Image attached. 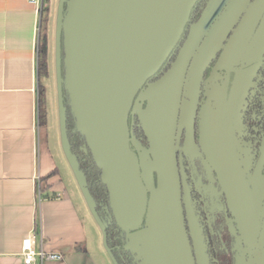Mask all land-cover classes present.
Returning a JSON list of instances; mask_svg holds the SVG:
<instances>
[{
	"label": "water",
	"instance_id": "1",
	"mask_svg": "<svg viewBox=\"0 0 264 264\" xmlns=\"http://www.w3.org/2000/svg\"><path fill=\"white\" fill-rule=\"evenodd\" d=\"M197 1L60 0L59 2L56 72L61 145L82 194L87 199L103 232L104 224L96 214L95 202L86 186L85 175L79 169L76 156L69 149L65 108L61 95L62 83H64L75 127L84 138L92 160L100 170V180L107 189L112 216L117 227L125 233V247L133 254H135L132 249L134 245L151 244L158 238L163 226L165 209L170 204L172 206V201L175 204L172 184H167V178L160 179L154 167H146L149 166V160L153 159V151L141 111L146 109L150 101L151 87L159 85L171 67L177 65L191 27L200 23L198 21L190 27L170 67L159 78L149 82L180 41ZM64 2L66 10L63 13ZM263 13L264 0H254L245 6L237 26L216 62L215 69H225L228 73L234 65L244 66V63L251 59L248 41L254 25ZM61 45L64 52L63 77L60 68ZM198 46L191 55L187 69L192 59L196 57ZM216 51L209 54L204 69ZM177 76L178 74L176 79ZM208 87L209 89L206 88L204 92L206 99L198 112L200 150L208 167L216 174V179L226 195L228 207L242 229L244 241L246 239L251 247H256L253 222L257 220L258 212L255 214L250 207L246 186L234 160L228 123L225 120V114L229 110L225 102L226 90L213 81ZM195 110L196 107L193 111L190 109L192 118ZM131 111L136 112L149 141L147 149L141 147L130 136L128 116ZM182 152L184 151L181 150L179 153L178 164L188 228L187 232L182 219L188 253L186 262L194 264L195 259L196 264H208L201 230L193 212L182 166ZM153 199H156L157 222L154 231L148 229L151 234L148 235L145 228L148 211L153 210L154 207ZM139 231L146 239L135 242ZM131 239L134 243L130 242ZM106 250L109 253L107 248ZM255 253V259L249 260V264H264V242L257 247ZM111 258L114 261L112 256ZM135 258L141 264L136 254Z\"/></svg>",
	"mask_w": 264,
	"mask_h": 264
},
{
	"label": "crops",
	"instance_id": "2",
	"mask_svg": "<svg viewBox=\"0 0 264 264\" xmlns=\"http://www.w3.org/2000/svg\"><path fill=\"white\" fill-rule=\"evenodd\" d=\"M225 1L214 0L212 10ZM59 2L50 0L46 14L47 75L46 82L41 81L45 104L49 100L46 85L53 81L51 66L56 61L52 41ZM40 16V9L27 0H0V264H22L21 242L27 236L45 251L62 256L43 264H106L103 254L100 257L99 250H93L102 249V244L90 232L94 226L85 200L75 198L73 189L66 190L59 170L65 161L54 155L46 124L38 123ZM53 170L47 184L54 198L43 199L39 178ZM94 240L97 247L92 246Z\"/></svg>",
	"mask_w": 264,
	"mask_h": 264
},
{
	"label": "flooded vegetation",
	"instance_id": "3",
	"mask_svg": "<svg viewBox=\"0 0 264 264\" xmlns=\"http://www.w3.org/2000/svg\"><path fill=\"white\" fill-rule=\"evenodd\" d=\"M253 1L249 0V3ZM204 2L202 10L198 12L197 20L192 23L188 22L189 27L201 21V19H203V22L208 18L212 20L223 10L227 0L213 10L211 7L213 6V0H205ZM263 16L254 25L251 38L248 41V48L254 49L255 47L260 50L256 58L249 59L248 62L244 63V66H241V64L234 65L233 69L228 73L225 69H215L216 62L240 20L239 17L203 70L192 126L193 143L197 152L195 154L182 152V166L186 175L187 186L189 187L193 212L201 230L208 264H249V260H253L256 257L257 247L264 242V166L259 173H255L256 163H258L261 154H264V29H260ZM203 36L198 45L201 43ZM253 42H255V45ZM212 81L219 86H223L226 90L225 102L229 110L225 114V120L228 123L227 127L234 160L239 175L246 186V193L251 202L250 207L255 214L257 212L259 214H257V220L253 222L254 232H256V247H251L246 239L245 241L249 246L245 243L242 229L239 227L237 218L228 207L226 195L216 179V174L208 167L200 150L198 112L206 99L204 95L205 89H209L208 86ZM184 135V129L178 131L177 118L173 144L174 159L179 178L183 220L185 229L188 232L178 164L181 148L186 147ZM177 139L179 140L178 145L176 144ZM204 187H206V190L203 189ZM221 211H223L222 214H220ZM220 220L223 226H226L224 228L221 226L222 236L214 237L215 230L210 228V224L213 225L214 229L218 228L222 225ZM189 245L193 255L190 238ZM194 264H196L195 259Z\"/></svg>",
	"mask_w": 264,
	"mask_h": 264
},
{
	"label": "rangeland",
	"instance_id": "4",
	"mask_svg": "<svg viewBox=\"0 0 264 264\" xmlns=\"http://www.w3.org/2000/svg\"><path fill=\"white\" fill-rule=\"evenodd\" d=\"M220 1L221 0H218V2ZM248 3L249 0H230L224 6L223 10H221L212 20L208 18L205 20V22H203V19H201L199 24L191 27V31L183 45L184 47L182 55H180L177 65H173L171 67L167 75L162 78L159 85L153 86L150 89V101L148 102L146 109H142L141 111L145 131L150 136L153 151V159L149 160V166L146 167H154L158 171V176L160 179L162 178V180H164L167 178V184H172V193L175 198V204L172 201V206L170 204L168 207H166L163 226L158 238L151 244H139L138 246L134 245L132 247L135 254L139 257L141 264H188L186 262V258L188 256L187 245L184 238V232L182 230L183 217L180 202L179 178L176 171L177 167L174 159L173 148L177 118L178 131H182L183 129L185 130L184 137L186 147L181 148V150L186 153L195 154L197 150L193 143V118L190 115V109L193 111L198 102V92L200 80L203 75L204 63L208 59L209 54L212 51H216L221 46L228 32L237 22ZM44 29L45 27L43 25L42 31ZM260 29H264V16L262 18ZM202 36L203 39L198 46L199 50H197L196 57L192 59L187 69L186 66L191 58L192 50H195ZM53 42L55 52V26L54 40L52 43ZM253 43L255 45V42ZM259 51L260 50L255 47L254 49L251 48V54L249 52V57H251V59L256 58L259 55ZM51 70L53 73V81H49L48 85H46L49 87V100L47 99L45 104L46 113L48 110L45 124L50 147L54 155L59 157L60 162L65 161L63 166L64 168L60 167L59 170L62 182L66 186V190L71 192V189H73L75 198H78L79 200L83 198L85 200L90 222L94 226V228L91 227L93 230H90V232H95L94 237L97 239V242L100 239V243L102 244L101 249L94 240V244L92 246H98V248H93V250H99L96 252H99L100 257L102 256L101 254H103L106 264H115L102 243L101 226L98 223L87 199L82 194L72 166L65 155L63 145L61 146L55 60L54 64L51 66ZM177 74L178 76L176 79ZM40 79L42 83L46 82L43 76ZM178 141L179 140L177 139V145ZM57 144L61 149L63 148V153L59 151L60 153L57 154V149L59 148L57 147ZM62 156L64 157V160ZM256 165L255 173H259L264 166L263 153L261 154V157L259 158V161L256 163ZM144 177H146L145 174ZM153 204V210H151L149 206L150 210L147 214V229L145 228V230L148 232V235H151L148 229L154 231L157 222L156 199H153ZM144 239H146L145 235L141 231L137 232L135 242ZM130 242L134 243V240L131 239Z\"/></svg>",
	"mask_w": 264,
	"mask_h": 264
},
{
	"label": "trees",
	"instance_id": "5",
	"mask_svg": "<svg viewBox=\"0 0 264 264\" xmlns=\"http://www.w3.org/2000/svg\"><path fill=\"white\" fill-rule=\"evenodd\" d=\"M205 0H198L194 7L192 8L190 14L189 23L195 22L198 18V12L202 10ZM50 0H42V6L40 9V22H39V36L37 40V93H38V123L44 125L46 122V111H45V94L44 86L41 83V77L47 75V34H46V14L48 11V5ZM201 5V7H200ZM66 10V3H63V13ZM189 23L186 25L183 35L178 42L177 46L171 52L164 65L158 71V73L149 79V82L159 78L169 67L170 64L174 61L179 48L183 44L189 30ZM44 25L45 29L42 31V26ZM63 47L61 45L60 49V68L61 76H64V64H63ZM62 103L65 108L66 116V134L69 141V149L71 153L76 156V159L79 164V169L84 173L86 179V186L90 195L92 196L95 202V211L99 219L104 224L103 236L106 248L114 259L115 264H139V260L135 258L130 249L125 247L126 239L125 233L119 229L115 223V220L112 216L111 209L108 204V192L105 185L100 180V170L95 165L90 152L85 144L84 138L81 136L79 131L75 127V120L71 113L70 102L68 99L67 92L62 83ZM129 131L130 136L133 137L141 147L147 149L149 147V141L144 134L140 121L136 112H130L129 114ZM54 174V170L47 173L46 175L39 178V192L42 198H54V193L48 192L47 179ZM206 190V187L203 188ZM209 202V200H207ZM201 203V202H200ZM201 205V204H200ZM223 211L220 212L222 214ZM109 214V215H107ZM111 220H110V218ZM222 223V221L220 220ZM227 224V221H226ZM225 226L220 225L218 228H213V225L210 224V228L214 231V237L218 235L222 236V229ZM228 226V224H227ZM229 231V230H228Z\"/></svg>",
	"mask_w": 264,
	"mask_h": 264
},
{
	"label": "built area",
	"instance_id": "6",
	"mask_svg": "<svg viewBox=\"0 0 264 264\" xmlns=\"http://www.w3.org/2000/svg\"><path fill=\"white\" fill-rule=\"evenodd\" d=\"M36 8L41 9L42 0H27ZM20 255L22 264H43L49 260H60L61 254L58 252L45 251L44 248L36 244V241L30 237H24L21 242Z\"/></svg>",
	"mask_w": 264,
	"mask_h": 264
}]
</instances>
